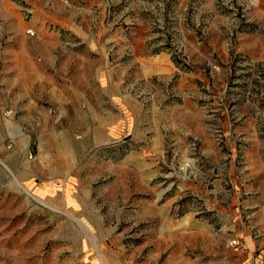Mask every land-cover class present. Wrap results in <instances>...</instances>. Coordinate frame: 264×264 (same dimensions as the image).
<instances>
[{"label":"rangeland","instance_id":"374dc122","mask_svg":"<svg viewBox=\"0 0 264 264\" xmlns=\"http://www.w3.org/2000/svg\"><path fill=\"white\" fill-rule=\"evenodd\" d=\"M3 82L0 264H264V0H0Z\"/></svg>","mask_w":264,"mask_h":264},{"label":"crops","instance_id":"0c3cea01","mask_svg":"<svg viewBox=\"0 0 264 264\" xmlns=\"http://www.w3.org/2000/svg\"><path fill=\"white\" fill-rule=\"evenodd\" d=\"M12 90H15L14 93H11ZM11 97L14 98V102H17L19 105V102L26 100V86L23 83H0V102H2V105H0V114L3 116L5 113L13 109V111L16 113L18 112L16 108H11L9 102L11 101ZM17 114V113H16ZM21 118L18 117L17 119H14L17 122H21ZM10 139V130H8L6 127L1 128L0 127V152L4 151L8 144L7 140Z\"/></svg>","mask_w":264,"mask_h":264},{"label":"built area","instance_id":"2783aa9c","mask_svg":"<svg viewBox=\"0 0 264 264\" xmlns=\"http://www.w3.org/2000/svg\"><path fill=\"white\" fill-rule=\"evenodd\" d=\"M236 243H237V242H233V243H232L230 246H231V247H233V246H234V244H236Z\"/></svg>","mask_w":264,"mask_h":264}]
</instances>
